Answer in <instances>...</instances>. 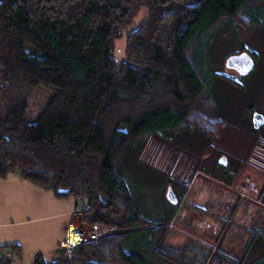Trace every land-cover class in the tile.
Here are the masks:
<instances>
[{
  "label": "trees",
  "instance_id": "16d2710c",
  "mask_svg": "<svg viewBox=\"0 0 264 264\" xmlns=\"http://www.w3.org/2000/svg\"><path fill=\"white\" fill-rule=\"evenodd\" d=\"M140 9L147 16L117 61L114 42ZM239 16L264 30V0H0V179L16 172L55 199H73L85 224L113 231L70 259L61 248L56 260L38 254L34 263L193 264L166 243L177 207L145 218L120 163L149 137L211 140L222 120L209 84L210 35ZM41 85L54 93L29 123L19 92ZM251 245L238 259L218 248L194 264H243ZM4 250L11 257L0 264L21 255L19 246Z\"/></svg>",
  "mask_w": 264,
  "mask_h": 264
},
{
  "label": "rangeland",
  "instance_id": "374dc122",
  "mask_svg": "<svg viewBox=\"0 0 264 264\" xmlns=\"http://www.w3.org/2000/svg\"><path fill=\"white\" fill-rule=\"evenodd\" d=\"M178 1L193 4L195 0ZM146 16L147 10L140 9L133 23L122 30L123 37L114 42L117 61L124 58L125 37ZM244 21L239 16L221 22L210 35L209 72L215 78L209 84L219 107L216 117L222 120L211 140L190 134L171 138L173 141L149 137L136 143L135 150L127 149L120 163L135 194V205L145 218L163 217L169 212L166 205L177 207L166 243L193 264L205 258L207 263L218 248L238 259L250 239L243 264H264V125L254 130L248 117L254 111L264 117V30L248 28ZM241 48L256 57L252 71L242 77L223 63L231 54L241 53ZM53 93L51 87L42 85L19 92L28 106L27 122L39 116ZM168 187L176 199L186 187L178 203L166 199ZM19 221L23 220L14 217L10 229L20 236L25 251L11 264H36L38 253L51 262L56 248L48 245L56 220ZM26 232L36 234L29 239ZM60 250L55 252L57 256ZM153 263L171 264L157 258Z\"/></svg>",
  "mask_w": 264,
  "mask_h": 264
},
{
  "label": "crops",
  "instance_id": "0c3cea01",
  "mask_svg": "<svg viewBox=\"0 0 264 264\" xmlns=\"http://www.w3.org/2000/svg\"><path fill=\"white\" fill-rule=\"evenodd\" d=\"M66 200L55 199L52 193L43 191L38 187H34L26 181L22 180L18 174H9L0 179V247L19 246L22 256L25 251L21 244L20 236L12 234L10 227L14 226L12 222L14 217L19 216L23 224L36 223L40 220L49 219L56 220L55 227L51 230L53 240L49 242V247L54 250V258L56 260L59 255L55 254L59 251L60 242L66 227L72 221V212L77 210L76 203L71 199L69 204H64ZM2 204L3 210H2ZM6 220H3V219ZM54 224V223H53ZM59 233H57V231ZM35 232H26L25 237L29 239L35 235ZM20 239V240H19ZM58 249V250H57ZM61 252V250H60ZM40 254V253H38Z\"/></svg>",
  "mask_w": 264,
  "mask_h": 264
},
{
  "label": "built area",
  "instance_id": "2783aa9c",
  "mask_svg": "<svg viewBox=\"0 0 264 264\" xmlns=\"http://www.w3.org/2000/svg\"><path fill=\"white\" fill-rule=\"evenodd\" d=\"M72 221L68 224L64 232V239L60 242V248L63 249V252L67 259L71 258L73 250L76 246L82 245L83 243L93 241L95 239L103 238L104 236L111 235L112 230L107 228H102L99 225H87L82 220V214L79 211H73ZM4 257H11V253L8 250H4L1 253Z\"/></svg>",
  "mask_w": 264,
  "mask_h": 264
},
{
  "label": "water",
  "instance_id": "95a60500",
  "mask_svg": "<svg viewBox=\"0 0 264 264\" xmlns=\"http://www.w3.org/2000/svg\"><path fill=\"white\" fill-rule=\"evenodd\" d=\"M223 63L227 69L234 70L241 77L248 75L255 65V61H253V58L246 51H241V53L237 54H231L230 56L226 57ZM250 117L252 128L258 129L264 125V117L261 113L254 111ZM219 163L223 164L224 158L219 159ZM165 196L166 199L170 200L172 203H177V199L174 197L171 188L168 187Z\"/></svg>",
  "mask_w": 264,
  "mask_h": 264
}]
</instances>
